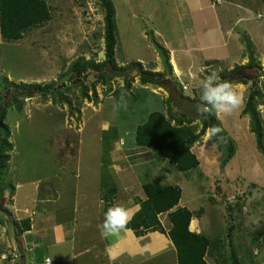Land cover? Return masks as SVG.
I'll return each mask as SVG.
<instances>
[{"label": "rangeland", "instance_id": "obj_1", "mask_svg": "<svg viewBox=\"0 0 264 264\" xmlns=\"http://www.w3.org/2000/svg\"><path fill=\"white\" fill-rule=\"evenodd\" d=\"M44 1L50 12L47 22L29 28L19 40L0 38V79L59 83L57 89L63 93L32 95L23 98L20 110L6 108L3 121L11 149L1 172L0 264H22L21 254L32 239L50 245L49 226L65 217L63 201L71 181L76 186L82 179L90 182L85 175H93L99 159L98 171L106 182L103 162L110 160L108 150L117 135L126 140L127 130L158 110L170 124L179 121L191 128L195 139L190 148L198 163L170 175L151 167L145 179L180 188L179 201L193 216L188 229L197 230L198 223L203 228L200 235L211 240L203 256L209 264H264V2L110 0L116 26L113 60L123 70L102 78L84 74L82 85H77L79 78L69 72L72 54L93 62L104 58L103 10L99 0ZM165 46L173 50L181 71L168 68ZM242 65L246 68H239ZM235 67L230 81L243 86V108L228 117L213 114V125L203 127L209 119L196 108L200 81L209 71L225 76ZM144 71L165 74L187 98L177 91L171 97L163 87L141 82ZM252 90L258 135L246 110ZM148 101L159 107L152 108ZM213 126L223 131L209 140L207 132ZM76 170L80 179L70 176ZM133 182L130 193L142 197L139 184ZM76 192L80 195L74 192L76 199L71 198L68 207L80 202L81 191ZM23 218L28 225L34 221L27 235L19 230L27 226ZM29 253L34 257L30 264H44L38 250Z\"/></svg>", "mask_w": 264, "mask_h": 264}, {"label": "trees", "instance_id": "obj_2", "mask_svg": "<svg viewBox=\"0 0 264 264\" xmlns=\"http://www.w3.org/2000/svg\"><path fill=\"white\" fill-rule=\"evenodd\" d=\"M261 1L264 2V0ZM99 3L103 10L104 58L101 62L83 59L74 60L69 67V72L73 73V78H79L78 82H76L78 83L77 85H82L81 81L84 74L89 73L95 75V77L102 78L104 74H116L117 70H123V67L116 66L113 60L116 27L113 5L110 0H99ZM49 19V8L44 0H0V38L5 41L19 40L26 30L43 24ZM139 63L136 61L135 65ZM242 67L244 66L242 65L239 68ZM237 69L236 67L233 68L221 78L230 80ZM261 75H264V68ZM139 78L141 82L157 84L163 87L170 93L171 97L177 92H179L180 98L185 97L181 95L177 86L163 73L144 71L141 72ZM237 80L243 81L244 76L237 78ZM58 84L51 82L44 84L14 82L5 77L0 79V184L3 183L1 172L8 160V151L11 149V143L7 141V126L3 121L6 108L11 106L15 110H20L23 98L32 95H38L40 98L47 97L49 94L63 97L62 90L57 89ZM81 88L83 89V86ZM255 94L256 91H250L246 101V110L251 115L253 129L255 128L258 135L259 125L252 110V99ZM206 115L209 123L203 121V127L211 126L214 123L213 114ZM112 127L111 129L116 133L114 126ZM194 139L195 135L190 127L179 121L170 124L169 120L159 111L149 112L145 120L136 126L133 134V140L136 145L151 146L166 161L165 166L162 167L164 171L169 170L168 166H172L177 171H185L197 165L198 161L190 150ZM108 162L104 159L103 164L107 165ZM109 184L110 186L100 195L104 210L110 207L111 197L114 192L112 184ZM141 189L144 198L137 199L140 211L135 213L131 223L128 225L133 234L140 236L149 231L164 232L157 217L159 213L164 212L171 225L166 231V235L174 246L176 263L206 264L203 256L210 246L211 240L188 229L191 211L185 206L177 205L181 193L180 188L177 185H163L156 181L148 180L141 185ZM20 221L27 226L19 228V230H28L27 219L23 218Z\"/></svg>", "mask_w": 264, "mask_h": 264}, {"label": "crops", "instance_id": "obj_3", "mask_svg": "<svg viewBox=\"0 0 264 264\" xmlns=\"http://www.w3.org/2000/svg\"><path fill=\"white\" fill-rule=\"evenodd\" d=\"M192 4L196 6L194 2ZM242 6H245V11H251L247 5ZM251 15H254V13ZM165 49H167L169 57V66L171 65V68L174 66L173 69L178 72L181 71L182 69L176 63L173 50L167 47ZM136 61L140 62L139 59H136ZM148 102L150 104L153 103L151 104L153 106L152 108L159 107L156 101ZM135 128L127 130L128 135L126 140L121 135H117V140L120 143H117L116 140V142L111 144V149H109V151L111 150V155L109 154L110 160L106 165L109 179L106 182L102 181L101 174L98 171L99 159L94 162L93 175H90V171L85 175V178L90 179V182L82 179L81 183L78 184L79 186H76L71 181L72 186L67 190L69 194L67 195L66 192L67 196H64L63 201L65 217L61 223H51L49 226L52 242H50V245L40 243L38 239H32L30 242H26L28 246L26 247L24 245V247L27 249L21 254L22 264L32 263L34 257L30 256L29 251H33V249L38 250L41 260L46 259L49 261L51 259L52 263L50 262V264H54L55 262L57 264H177L174 246L166 235V231H168L171 225L164 212L157 215L164 232L149 231L143 235L135 236L127 228L126 231L121 232L117 236L105 237L99 227L103 221L104 212L106 211L103 209V201L100 195L110 185L109 183L114 188L110 206L124 204L133 207L134 205H138V198H144L141 185L148 181L145 178L148 176L147 172L151 167L159 171L167 172L169 175L172 170L177 171L172 166H168L169 170L164 171L162 167L165 166L166 162H164V165H162V162L165 160L151 146L136 145L134 143L133 134ZM117 156L121 161L115 159ZM157 157L161 158V162H157ZM70 176L80 179L79 170H76V173ZM133 181L139 184L138 187L141 190L142 197L130 193L131 188L129 186H134ZM161 184L170 185L167 183ZM14 190L16 191V188ZM72 191L73 193L70 194ZM76 191H81L80 202H74L72 203L73 205L68 207L70 199H76V197H73L77 194ZM68 196L71 197L67 199ZM177 205L185 206L179 199ZM192 217L191 214V219ZM194 226L197 230H189L197 234L203 233V228L200 229L198 223ZM33 230L34 221L31 220L29 229L23 231V233L27 235L30 231L33 232ZM23 233L22 235H24ZM58 244L64 245L62 251L58 249ZM54 245L56 248L52 247ZM1 246L2 244L0 248ZM28 249L30 250L28 251ZM109 255L117 257L114 262L109 260ZM205 261L209 264L207 260ZM6 263L10 264V260H7Z\"/></svg>", "mask_w": 264, "mask_h": 264}, {"label": "clouds", "instance_id": "obj_4", "mask_svg": "<svg viewBox=\"0 0 264 264\" xmlns=\"http://www.w3.org/2000/svg\"><path fill=\"white\" fill-rule=\"evenodd\" d=\"M79 56L72 54L71 62L78 59ZM106 58V56H105ZM201 72L206 69L201 68ZM199 101L196 105L197 111L202 114L223 115L225 117L233 115L243 108L245 104V95L243 86H236L230 80L222 79L216 70L209 71L200 81ZM126 107V103L123 105ZM223 129L219 126L209 128L207 137L211 140L218 136ZM140 211L139 205L133 207L124 204H114L104 212L103 221L100 224V230L105 237L117 236L126 231L136 212ZM117 257L109 255L110 261H115ZM51 259L47 262L50 264Z\"/></svg>", "mask_w": 264, "mask_h": 264}, {"label": "built area", "instance_id": "obj_5", "mask_svg": "<svg viewBox=\"0 0 264 264\" xmlns=\"http://www.w3.org/2000/svg\"><path fill=\"white\" fill-rule=\"evenodd\" d=\"M182 88H185V85L182 84ZM44 264H47V260L44 261Z\"/></svg>", "mask_w": 264, "mask_h": 264}]
</instances>
